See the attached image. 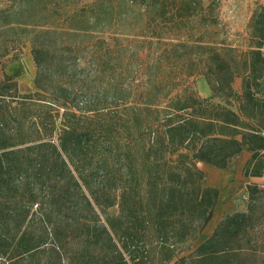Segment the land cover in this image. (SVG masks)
<instances>
[{
    "label": "trees",
    "instance_id": "trees-1",
    "mask_svg": "<svg viewBox=\"0 0 264 264\" xmlns=\"http://www.w3.org/2000/svg\"><path fill=\"white\" fill-rule=\"evenodd\" d=\"M37 1L0 0V264L264 256V184L193 244L219 194L199 162L246 150L243 174L264 175V5L242 50L217 36L221 0H39L16 18ZM25 42L34 90L3 70Z\"/></svg>",
    "mask_w": 264,
    "mask_h": 264
},
{
    "label": "rangeland",
    "instance_id": "rangeland-1",
    "mask_svg": "<svg viewBox=\"0 0 264 264\" xmlns=\"http://www.w3.org/2000/svg\"><path fill=\"white\" fill-rule=\"evenodd\" d=\"M91 1L92 0H79V2L82 4L90 3ZM259 3L264 5V0H221L217 10V36L224 42L229 43L237 47L238 49H246L249 34V19L252 12ZM38 4H40L39 0L32 8H30L31 11H22L18 16H16V18L20 21L27 22L29 21V19H31L30 17H32L34 13L44 12ZM72 40L73 39L68 38L62 40L59 37V40L58 42H56V44H61L62 42L70 43ZM51 45H53L54 48H57L53 41L51 42ZM63 52V55L67 58L69 54L64 50ZM4 62L5 67L3 70L11 74L14 79L18 81L19 86L20 88H22V90L35 89V86L33 84L34 65L30 55V44L28 42H25L17 49L11 51L5 58ZM48 63L49 68L53 69V63L51 61ZM88 72L92 73L91 71ZM2 76L3 71L0 70V79L2 78ZM189 82L200 96H211L209 85L202 75H195L190 77ZM90 85L97 86V82L94 81V84L90 83ZM234 87L236 89H238L239 87L238 78L235 80ZM236 159V157L231 159L229 169L234 167V164H236L237 162ZM199 166L206 173L203 184L205 185L208 182L214 181L209 166L205 164H199ZM251 183H257L259 186H262L264 184V182ZM238 185L239 186L233 188L232 190H230L228 186L224 187L226 189V196H224L225 198L223 199V203H225L226 201V203H228V205H230L233 210H244L248 202V193L245 187V180L240 179ZM110 210L115 211L116 208L113 207ZM208 234L201 233V235L196 238L193 244H199L204 238L207 237ZM252 264H264V256L260 254L255 260H253Z\"/></svg>",
    "mask_w": 264,
    "mask_h": 264
},
{
    "label": "crops",
    "instance_id": "crops-1",
    "mask_svg": "<svg viewBox=\"0 0 264 264\" xmlns=\"http://www.w3.org/2000/svg\"><path fill=\"white\" fill-rule=\"evenodd\" d=\"M250 154L251 153L249 151H246V150L242 151L236 157L237 162H236V164H234V167H232L231 169L217 168L215 166L209 165V164L204 163V162L198 163V164L208 165L210 170H211V173H212V178H214V181L208 182L205 185H213V186L217 187L219 190L218 198H217L216 204L214 206V208L215 207L217 208V214H216V217L213 221L212 227L209 231L210 233L213 230V227L215 226V224L217 223V221L219 219H221L226 213L233 211L232 207H230V205H228V203H226V201H225V203H223V199L225 198L224 196H226V189L224 187L228 186V188L230 190H232L233 188L239 186L238 183H239L240 179L245 180L246 183L264 182V175H261V176H245L243 174L244 164H245L246 160L250 157ZM212 217H213V212H212V216H211L210 220L212 219Z\"/></svg>",
    "mask_w": 264,
    "mask_h": 264
},
{
    "label": "bare ground",
    "instance_id": "bare-ground-1",
    "mask_svg": "<svg viewBox=\"0 0 264 264\" xmlns=\"http://www.w3.org/2000/svg\"><path fill=\"white\" fill-rule=\"evenodd\" d=\"M216 214H217V208L215 207L214 209H213V217H212V219L205 225V227L203 228V230H202V233L203 234H208V233H210L209 231H210V229H211V227H212V224H213V221H214V219H215V217H216Z\"/></svg>",
    "mask_w": 264,
    "mask_h": 264
}]
</instances>
